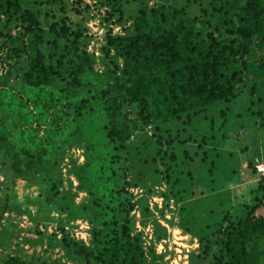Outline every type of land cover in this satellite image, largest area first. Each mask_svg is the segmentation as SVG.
<instances>
[{
    "label": "rangeland",
    "instance_id": "374dc122",
    "mask_svg": "<svg viewBox=\"0 0 264 264\" xmlns=\"http://www.w3.org/2000/svg\"><path fill=\"white\" fill-rule=\"evenodd\" d=\"M144 2L146 16L140 13V1L24 3L38 13L47 63L61 58L83 74L88 85L78 87L77 95L61 85L48 86L51 94L40 96L25 83L29 59L24 24L0 9V116L5 136L20 151L44 153V168L27 177L13 172L0 148V264L11 258L24 264H79L69 248L72 241L91 246L97 241L102 224L95 215L76 216L63 209L65 202L50 195L54 190L42 176L48 169L53 178L59 177V189L74 208L90 205V195L79 181L86 143L77 134L81 129L76 104L96 100L97 87L108 88L122 104L120 122L130 138L119 165L132 204L129 231L144 249V264H217L204 254L201 236L211 229L201 220L212 223L216 214L218 219L228 214L234 220L246 214L240 205L252 202L259 184V196L264 195V177L256 170L264 162V79L250 81L227 114L222 104L194 115L191 122L183 123L186 113L167 120L166 104H158L153 96L142 100L127 93L124 59L109 45L110 37L159 34L175 22L171 16L163 20L159 13L152 14L153 8L184 10L188 26L198 29L219 4ZM229 16L216 15L214 23L224 29ZM60 21L70 28V35L52 32V25L60 27ZM255 212L264 214V202ZM246 248L254 264H264V233L251 238Z\"/></svg>",
    "mask_w": 264,
    "mask_h": 264
},
{
    "label": "trees",
    "instance_id": "16d2710c",
    "mask_svg": "<svg viewBox=\"0 0 264 264\" xmlns=\"http://www.w3.org/2000/svg\"><path fill=\"white\" fill-rule=\"evenodd\" d=\"M51 1L0 0V9L9 18L20 19L24 24L29 59L25 83L38 95L46 91L51 94L48 86L61 85L72 88L73 95H77L78 87L88 85L83 74L61 58L55 63H47L41 48L43 28L38 13L24 7V3L46 4ZM119 1H140V13L148 14L144 0ZM195 2L219 4L213 8L215 15L200 21L198 29L188 26L184 10L169 11L163 6L161 10H151L154 15L159 13L163 20L171 16L175 21L163 32L145 31L109 38V45L124 59V73L130 82L127 93L142 100L153 96L158 104H166L167 120L180 119L186 113L183 123L191 122L194 115L207 109L220 108L222 104H225L223 113L227 114L232 101L250 81L264 79V0ZM203 12L208 14L205 9ZM224 12L231 16L224 20L226 28L222 29L214 23V18ZM61 23L60 27L52 25V32L62 37L70 35V28L64 25V21L59 25ZM209 26L214 29L210 30ZM74 36L77 39L78 35ZM95 91L98 101L81 100L76 104L81 129L77 134L86 143V161L79 173V181L80 188L90 195V205L74 208V203L68 202L59 189V177L53 178L48 169L42 172L43 180L54 190L50 195L61 203L65 202L61 206L63 209L73 211L76 216L94 214L102 224L92 246L77 241L69 245L79 264H144V249L129 231L128 214L132 204L126 190L128 181L119 165L130 138L127 128L120 122L122 104L108 88L97 87ZM227 119L225 115L223 121ZM5 127L0 116V148L10 161L13 172L27 177L39 173L44 168V153L23 148L20 151L12 140L6 138ZM262 188L259 184L258 191ZM258 191L252 202L239 204L245 215L232 220L228 214L220 219L216 214L209 224L201 220L211 229L205 237L201 236L204 254L215 263L254 264L246 245L251 238L264 233V214L255 212L264 202V195L259 196ZM212 247L214 250L211 251ZM6 264L24 263L11 258Z\"/></svg>",
    "mask_w": 264,
    "mask_h": 264
},
{
    "label": "built area",
    "instance_id": "2783aa9c",
    "mask_svg": "<svg viewBox=\"0 0 264 264\" xmlns=\"http://www.w3.org/2000/svg\"><path fill=\"white\" fill-rule=\"evenodd\" d=\"M257 173L261 176L264 177V162H262L261 164L257 165Z\"/></svg>",
    "mask_w": 264,
    "mask_h": 264
}]
</instances>
